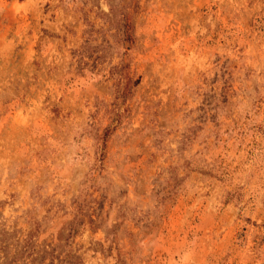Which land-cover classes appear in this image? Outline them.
Listing matches in <instances>:
<instances>
[{
    "label": "rangeland",
    "instance_id": "1",
    "mask_svg": "<svg viewBox=\"0 0 264 264\" xmlns=\"http://www.w3.org/2000/svg\"><path fill=\"white\" fill-rule=\"evenodd\" d=\"M0 264H264V0H0Z\"/></svg>",
    "mask_w": 264,
    "mask_h": 264
},
{
    "label": "trees",
    "instance_id": "2",
    "mask_svg": "<svg viewBox=\"0 0 264 264\" xmlns=\"http://www.w3.org/2000/svg\"><path fill=\"white\" fill-rule=\"evenodd\" d=\"M134 38L135 37H134L133 30H132V25L129 23L128 24L126 23L124 25L123 34L121 37V41L124 44L125 49L131 48V46L133 45V42H134ZM124 67H125V65H121L120 68H117V69H118V71H121ZM106 135H107V132L104 133L105 137H106Z\"/></svg>",
    "mask_w": 264,
    "mask_h": 264
}]
</instances>
